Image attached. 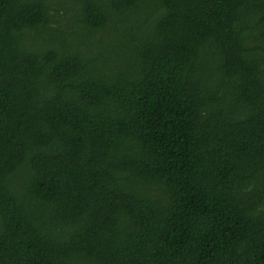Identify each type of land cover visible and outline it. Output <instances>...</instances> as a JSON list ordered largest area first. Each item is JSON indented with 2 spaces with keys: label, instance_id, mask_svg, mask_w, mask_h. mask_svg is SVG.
<instances>
[{
  "label": "trees",
  "instance_id": "obj_1",
  "mask_svg": "<svg viewBox=\"0 0 264 264\" xmlns=\"http://www.w3.org/2000/svg\"><path fill=\"white\" fill-rule=\"evenodd\" d=\"M0 264H264V0H0Z\"/></svg>",
  "mask_w": 264,
  "mask_h": 264
}]
</instances>
